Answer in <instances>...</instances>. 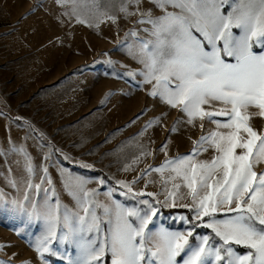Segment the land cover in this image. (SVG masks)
<instances>
[{
	"label": "rangeland",
	"instance_id": "1",
	"mask_svg": "<svg viewBox=\"0 0 264 264\" xmlns=\"http://www.w3.org/2000/svg\"><path fill=\"white\" fill-rule=\"evenodd\" d=\"M124 4L135 14L126 16L121 11ZM149 9L153 16L163 14L151 0L139 4L134 0H100L99 4L93 0H0V195L19 200L29 195L40 204L45 198L53 203L58 198L62 206L83 215L70 194L82 195L77 178L87 181L85 190H97L92 199L100 204L119 201L128 208L138 207L144 199L163 202L169 192L176 191L177 207L161 208L150 228L186 230L198 224L178 219L193 215L182 207L193 202L183 175L175 171L180 167L176 158L191 157L186 163L210 162L220 153L205 142L192 156L196 142L213 131L228 129L199 117L189 123L179 105L173 107L159 95L149 94L156 82H144L140 59L146 57L139 51L136 36L128 35L134 30L139 37L151 38L144 31L152 27L147 18L138 23ZM167 9L179 11L171 5ZM109 16L116 17L115 22ZM222 106L215 102L204 107L214 111ZM255 111L250 108L249 114ZM248 123L264 135V118L254 115ZM241 135L247 138L246 133ZM242 151L236 149L237 154ZM29 161L33 174L25 167ZM166 161L175 163L165 166ZM45 168L50 183L44 178ZM159 168L163 170L156 171ZM253 170L264 172V159ZM219 175L218 171L215 176ZM100 177L106 181L102 185ZM121 181L131 186V192ZM29 183L45 191L28 188ZM206 191L211 189L200 190V195ZM96 212L102 215L103 209ZM42 229V221L25 226L22 218L0 215V264H69L75 250L65 244L54 242L55 254L41 256L36 251ZM210 231L196 228L199 235ZM237 250L246 253L243 246ZM102 264H110L109 259L105 257Z\"/></svg>",
	"mask_w": 264,
	"mask_h": 264
},
{
	"label": "snow or ice",
	"instance_id": "2",
	"mask_svg": "<svg viewBox=\"0 0 264 264\" xmlns=\"http://www.w3.org/2000/svg\"><path fill=\"white\" fill-rule=\"evenodd\" d=\"M93 2L99 4L100 0ZM134 2L139 4L140 0ZM151 2L163 9V14L153 16L149 9L138 21L145 23L147 18L152 27L144 31L151 38L139 37L134 30L128 33L136 36L139 51L146 57L140 59L146 70L140 72L144 82H156L149 94L159 95L173 107L179 105L187 113L189 123L199 117L215 121L217 128L228 129L213 131L196 142L192 156L198 154L205 142L220 153L210 162L186 163L191 157L176 158L180 167L175 171L183 175L193 202L191 207L182 205L193 215H180L178 219L188 224L195 220L198 224L186 230L150 228L161 208L177 207L176 191L169 192L163 202L144 199L138 207L128 208L119 201L111 204L95 201L92 198L97 190H85L87 181L79 178L77 184L82 195L70 194L83 215L62 206L58 198L55 203L45 198L40 204L29 195L23 200L0 195V215L22 218L25 226L42 221L36 251L41 256L55 254L54 242L65 244L75 250L74 257L70 254L69 264H102L105 257L110 264H264V172L253 170L254 164L264 159V135H259L248 123L254 115L264 118V0ZM168 5L179 11H168ZM121 11L126 16L135 14L129 12L127 4ZM108 19L115 22L116 17ZM215 102L223 106L214 111L204 107ZM250 108L258 111L249 114ZM241 132L247 134L246 139ZM238 148L244 151L237 154ZM172 163L175 161H166L165 166ZM25 167L29 174L34 173L30 161ZM181 168L185 170L182 172ZM43 171L50 183L47 168ZM218 171L220 175L215 176ZM213 178L214 183H209ZM98 182L102 185L106 181L100 177ZM119 183L131 192L127 182ZM12 184L16 186L15 181ZM173 187L178 190L180 185ZM28 188L45 191L41 185L31 183ZM206 189L211 191L201 196L200 190ZM97 208L103 209L102 215L97 214ZM220 213L223 218H218ZM197 226L211 231L199 235ZM237 246H243L246 253H239Z\"/></svg>",
	"mask_w": 264,
	"mask_h": 264
},
{
	"label": "trees",
	"instance_id": "3",
	"mask_svg": "<svg viewBox=\"0 0 264 264\" xmlns=\"http://www.w3.org/2000/svg\"><path fill=\"white\" fill-rule=\"evenodd\" d=\"M168 212H185L187 213L188 211L187 210H183V209H170V210H167Z\"/></svg>",
	"mask_w": 264,
	"mask_h": 264
}]
</instances>
